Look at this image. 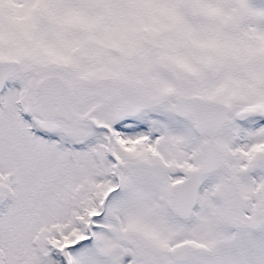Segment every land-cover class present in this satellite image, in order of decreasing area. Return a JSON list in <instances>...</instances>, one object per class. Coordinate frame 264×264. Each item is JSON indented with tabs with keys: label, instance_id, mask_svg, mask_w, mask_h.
Returning <instances> with one entry per match:
<instances>
[{
	"label": "snow or ice",
	"instance_id": "snow-or-ice-1",
	"mask_svg": "<svg viewBox=\"0 0 264 264\" xmlns=\"http://www.w3.org/2000/svg\"><path fill=\"white\" fill-rule=\"evenodd\" d=\"M0 264H264V0H0Z\"/></svg>",
	"mask_w": 264,
	"mask_h": 264
}]
</instances>
